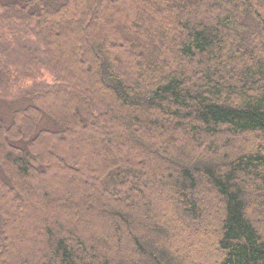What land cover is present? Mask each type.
Returning a JSON list of instances; mask_svg holds the SVG:
<instances>
[{
    "label": "trees",
    "instance_id": "trees-1",
    "mask_svg": "<svg viewBox=\"0 0 264 264\" xmlns=\"http://www.w3.org/2000/svg\"><path fill=\"white\" fill-rule=\"evenodd\" d=\"M257 138L264 0H0V264H264Z\"/></svg>",
    "mask_w": 264,
    "mask_h": 264
},
{
    "label": "rangeland",
    "instance_id": "rangeland-1",
    "mask_svg": "<svg viewBox=\"0 0 264 264\" xmlns=\"http://www.w3.org/2000/svg\"><path fill=\"white\" fill-rule=\"evenodd\" d=\"M15 61L17 63H19L20 65H22L23 60L19 59L18 56H15ZM257 141L259 143L264 144V140L262 138H257ZM146 194H149L150 198H152L150 195V192L148 190H147ZM209 198H211V197H209ZM209 198H204V199L208 200ZM152 201H154V200L152 199ZM155 204H156V202H155ZM158 207H159V209H161L163 207V204L158 203ZM159 212L163 218H166V219L170 218L167 215L166 211L163 212V210L161 209ZM172 217H173V215H172ZM173 218H175V216ZM207 218L210 219L208 214H207ZM200 226L201 225H199V227H197V228H200ZM178 230H181V232L179 233V237H178L180 247H182V249H184V251H185L184 256H185L186 251L189 253L188 258L191 260L186 258V256H185V258L188 259L190 261V263H192V264L193 263L194 264H215L214 261H215L216 257H218L217 252H214L213 249L211 250L210 248H206V245L211 244L210 240H208L209 242H207L204 239H202L200 237V235L197 236L196 234H194L193 231H190L188 229H183V227H179ZM187 234L194 235V237L192 238V240L190 242H189V239L187 238ZM200 238H201V240H200ZM199 240H200V242H199ZM208 249H210V251H208Z\"/></svg>",
    "mask_w": 264,
    "mask_h": 264
}]
</instances>
